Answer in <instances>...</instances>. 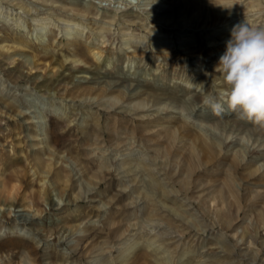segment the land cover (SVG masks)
Instances as JSON below:
<instances>
[{"label":"rangeland","instance_id":"374dc122","mask_svg":"<svg viewBox=\"0 0 264 264\" xmlns=\"http://www.w3.org/2000/svg\"><path fill=\"white\" fill-rule=\"evenodd\" d=\"M0 7V43L12 45L0 47V264H264V127L204 103L225 90L216 66L233 27L264 28V0ZM194 14L192 26L172 24ZM50 17L55 29L40 33ZM76 22L84 31L71 36ZM19 37L30 46L16 47ZM73 39H107L100 64L75 60ZM139 100L146 108L127 109ZM134 236L132 257L116 259ZM176 246L193 251L183 263L173 262L176 253L165 262Z\"/></svg>","mask_w":264,"mask_h":264},{"label":"clouds","instance_id":"9594fccd","mask_svg":"<svg viewBox=\"0 0 264 264\" xmlns=\"http://www.w3.org/2000/svg\"><path fill=\"white\" fill-rule=\"evenodd\" d=\"M216 71L223 76L225 90L204 103L217 114L226 105L240 119L264 127V28L235 25Z\"/></svg>","mask_w":264,"mask_h":264},{"label":"bare ground","instance_id":"6f19581e","mask_svg":"<svg viewBox=\"0 0 264 264\" xmlns=\"http://www.w3.org/2000/svg\"><path fill=\"white\" fill-rule=\"evenodd\" d=\"M50 1H52V2H57V0H50ZM195 2V1H194ZM2 4V3H1ZM2 6H3V4H2ZM1 8V7H0ZM70 8V10L71 11H75L76 13H78V14H82V15H88L89 14V12H91L88 8H82V7H78V6H71V7H69ZM192 8V7H191ZM223 10L225 11V9L223 8ZM228 10V9H227ZM209 12L210 11H208V14H209ZM204 14V13H203ZM211 15V14H210ZM111 17V16H110ZM116 17V16H115ZM188 17V16H187ZM187 17H184L183 16V18H181L180 20H176V21H173L172 22V24L173 25H179V26H181V27H185V26H187V25H189V26H192V23L193 22H195L196 20L195 19H197L198 17L196 16V14H194V15H192L191 17L189 16V18H187ZM36 18H37V16H36ZM40 18H42V17H40ZM39 19V18H38ZM35 20V19H34ZM111 20L113 21V20H115V18H111ZM129 20H131V19H129ZM165 20V19H164ZM38 21V20H37ZM154 21V20H153ZM156 21H158V20H156ZM166 21H169V19H166ZM39 22H41L40 20H39ZM165 22V21H164ZM206 22V21H205ZM203 23V22H202ZM56 24H57V21L54 19V18H52V17H50V18H48L47 20H45V21H43V24L38 28V30H39V32L40 33H42L43 31H46L45 29L46 28H54L55 29V27H56ZM205 24V23H204ZM70 25V24H69ZM100 29L102 30L103 28L102 27H100ZM101 30H98L99 31V33H97V35L99 36V38L101 37V38H103L104 39V37H105V35H103V33H101L100 31ZM231 30V29H230ZM82 31H84V27L79 23V22H76V23H73V24H71V26H69V31H68V34L69 35H71V36H77L79 33H81ZM38 32V33H39ZM55 33V32H54ZM157 33H161V30L159 31V32H157ZM92 34L93 33H90V34H88L86 37L87 38H89V37H91L92 36ZM96 34V33H95ZM37 35V34H36ZM40 36V35H39ZM45 36V35H44ZM135 36V35H134ZM134 36H130L127 40H126V43H133V39H134ZM13 37V36H12ZM52 37L53 38H55V34H52ZM141 37V36H140ZM10 38H11V36H10ZM11 39H13V38H11ZM45 39V38H44ZM164 37L162 36V35H157L156 37H154V40H156V43H155V45H161V44H163V41H164ZM101 40V39H100ZM106 40L107 39H105V40H101V42H102V46H94V45H92V44H87V41H86V46H83L82 45V41L81 40H79V39H73V40H71V41H69V43H68V46L71 48V49H74L75 48V46H78L79 48H78V50L76 49V55H79V57L77 58V59H75V60H81V61H84V59H88L89 58V55H91L92 56V58H93V61H95L96 63H97V65H99L100 64V60L102 59V58H104V56L106 55L105 54V50L102 48L103 46H105L104 45V42H106ZM15 42H17L16 44L15 43H13V44H15V46L16 47H19L20 49H26L27 47H29L30 46V44H31V41L30 40H27V39H25V38H22V37H19V38H17L16 39V41ZM209 42H211L210 40H209ZM84 44V43H83ZM0 47H2V48H4V49H7V50H9L11 47H12V45H10V43H8V42H1L0 43ZM138 50H133V54H138V52H137ZM143 52V51H142ZM141 52V53H142ZM49 86V85H48ZM107 91V90H106ZM139 93V92H138ZM138 93L136 92V93H134L133 95H138ZM152 95V97H154L153 98V100L154 101H159V99L161 98V96H159L158 94H156V93H152L151 94ZM94 97H97V95L96 96H94ZM99 97V96H98ZM113 104L112 105H116V104H118L120 101H121V98L119 97V96H114L113 97ZM148 105V102H146L145 100H139V101H137V102H135L134 104H133V106H129V107H127V109L129 110V111H132V110H136V109H143V108H146V106ZM169 108V106H160L159 108H158V110L159 111H163V110H167ZM126 109V110H127ZM34 122H41V121H39V120H33ZM41 128H42V133H44V134H48V127H47V125H43V124H41ZM51 129V134L53 133V128H50ZM49 129V130H50ZM48 143H49V141H48ZM130 156H128V157H126L122 162H121V165L122 166H125L126 164H130ZM50 165V163H48L47 164V166H49ZM132 169L133 168H131V166L130 167H128V168H126L124 171L125 172H127V173H129V172H131L132 171ZM159 191H161V190H159ZM159 191H158V193H159ZM168 190H166V189H162V192H160L161 193V196L163 197V198H165L166 196H168ZM155 193V192H154ZM158 195V194H157ZM143 196H145V195H143ZM152 196V195H151ZM159 196V195H158ZM146 198H147V196H146ZM149 198V197H148ZM162 198V199H163ZM168 198V197H167ZM156 199V198H155ZM158 200H160V199H158ZM152 201H153V199H152ZM157 199L155 200V202H153L152 204L153 205H157ZM162 207L164 208V207H166L165 208V210L164 211H168V213L170 212V211H175L174 209H172V207H170V206H166V205H163V206H159V209H162ZM156 213V212H155ZM157 214V213H156ZM177 216V215H176ZM172 217V216H171ZM181 217V216H180ZM153 219V218H152ZM182 220V219H181ZM184 220V219H183ZM182 220V221H183ZM17 231V228H12L11 229V232H16ZM149 238V237H148ZM148 238H146V239H148ZM150 240V239H149ZM151 243H149L148 244V246H151V245H153L154 244V242H156L154 239H151ZM139 243H140V240H139V238L137 237V236H134L133 238H131V239H127V240H125L124 241V243H123V246L119 249V252L116 254L117 256H116V259H118V260H120V261H125V260H127V259H129L130 258V256L132 257V255L134 254V252H135V250H136V248L138 247V245H139ZM160 244H163V242H161ZM160 244H159V246H160ZM222 245H224V244H222ZM225 247H226V245H224ZM169 249V247H167L166 249H165V251H167ZM193 251V248H187V247H184V246H181V247H175L174 248V250H172L171 251V253H173L172 254V256L170 257V258H167V260H165V262H167V263H171L172 262V257H174V254L176 253V255H175V257H174V263L176 262V260H177V262L179 261L180 263H183V261L187 258V257H189L190 256V254H191V252ZM225 251H227V248H225ZM101 260V259H100ZM102 261V260H101ZM110 263V262H109ZM108 263V261H103V262H101V264H109ZM194 264V263H193ZM202 264V263H201ZM209 264V263H208ZM211 264V263H210Z\"/></svg>","mask_w":264,"mask_h":264}]
</instances>
